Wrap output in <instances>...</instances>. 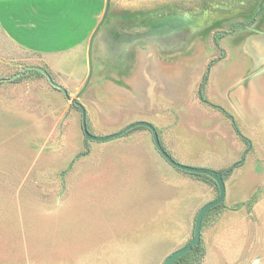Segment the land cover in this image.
I'll list each match as a JSON object with an SVG mask.
<instances>
[{"label": "rangeland", "instance_id": "1", "mask_svg": "<svg viewBox=\"0 0 264 264\" xmlns=\"http://www.w3.org/2000/svg\"><path fill=\"white\" fill-rule=\"evenodd\" d=\"M119 1L135 9L120 11L124 25L111 42L124 49L117 72H104L98 40L87 83L88 72L67 90L84 106L87 129L105 135L146 120L175 160L223 172L225 197L203 216L199 247L174 264H264V110L236 102L227 110L205 91L228 56L230 67L252 69L264 99V70L256 73L264 51L227 55L220 44L253 32L243 24L258 0ZM138 52L157 79L143 71L133 88ZM38 60L0 28V78ZM80 118L36 70L0 81V264H161L192 237L197 210L218 194L215 181L171 166L145 127L96 142L84 139Z\"/></svg>", "mask_w": 264, "mask_h": 264}, {"label": "crops", "instance_id": "2", "mask_svg": "<svg viewBox=\"0 0 264 264\" xmlns=\"http://www.w3.org/2000/svg\"><path fill=\"white\" fill-rule=\"evenodd\" d=\"M104 7L105 0H0V28L10 40L35 54L39 59L37 64H47L49 72L60 74L58 82L71 91L78 88L88 72L87 43ZM134 9V4L110 0L108 14L93 38L92 50L96 41L102 42V65L106 66L104 72L107 74L117 72L111 66L121 63L124 50L122 48L120 52L111 46L124 25L120 11ZM245 42L237 35L220 40V44L227 48V55L248 49L251 52L264 51L262 37L252 36L249 44ZM138 55L139 62L132 77L133 88L141 85L143 71L150 78L157 79V71L147 64L148 55L139 52ZM142 57H145L143 63ZM227 57L216 63L209 72L205 87L208 96L217 104H227L228 107L224 106L227 110L235 111L234 102L237 105H260L264 110V99L256 97L253 78L249 80L254 76L248 73L252 69L245 64L230 67L226 62ZM64 75L66 79H63ZM160 79L165 85L168 84L166 78ZM205 190V184L200 182V193Z\"/></svg>", "mask_w": 264, "mask_h": 264}, {"label": "water", "instance_id": "3", "mask_svg": "<svg viewBox=\"0 0 264 264\" xmlns=\"http://www.w3.org/2000/svg\"><path fill=\"white\" fill-rule=\"evenodd\" d=\"M109 5H110V0H105V7L103 10L102 16H101L100 20L98 21V23L96 24V26L94 27L93 32L90 35L88 43H87L88 75H87L85 84L87 83V81L91 75V72H92L93 38L96 35V33L99 30L102 22L104 21V19L106 18L107 14H108ZM25 69H33V70L40 72L46 78L47 82L50 85L59 89L66 99L70 100L71 103H73L74 105H76L79 108L80 117H81L80 118L81 131H82L84 139L92 140V141H96V142H102V141H107V140H111V139L120 137V136L124 135L126 132H128L129 130L134 129L136 127H145L150 131L153 146L155 147L157 152L162 156V158L164 160H166L171 166H173L176 169L186 171L189 173L207 175L215 181V183L217 185V189H218V194L214 199L204 203L197 210L196 215H195V219H194L192 237L184 245H182L181 247H179V248L173 250L171 253H169L163 259L161 264H173L174 261H176L178 258L182 257L184 254L189 252L193 247L198 245L200 242V228H201V222H202L203 216L211 208L220 204L225 197V183L223 180V172L221 170H216L213 168L188 165V164H184V163H181V162L175 160L162 146L158 132H157V129L155 128V126L146 120H136V121L130 122V123L126 124L125 126H123L121 129H119L118 131L112 132L109 134H105V135H94V134H92L87 129L86 110H85L84 106L76 98H71L70 95L68 94L67 89L62 84L55 81L52 78L49 71L41 65H37V64L25 65L22 67V69L20 71L14 73L12 76H9L7 78H0V81L11 80V79L19 76L21 74V71L25 70ZM263 70H264V67L262 69H260L259 71H257L256 73L257 74L261 73ZM249 146H250V144H249Z\"/></svg>", "mask_w": 264, "mask_h": 264}, {"label": "flooded vegetation", "instance_id": "4", "mask_svg": "<svg viewBox=\"0 0 264 264\" xmlns=\"http://www.w3.org/2000/svg\"><path fill=\"white\" fill-rule=\"evenodd\" d=\"M246 12H248V10H245V11L243 10V14H245ZM248 15H250L248 18V21H247L249 24L245 23L243 25H244V28H246V27L252 28V30H250V31H253V32H249L247 34H240V35L237 34V36H240V37L244 36L245 37V35H246L249 38H252V36H258V37L264 38V0H258L255 7L253 9L252 8L249 9ZM238 23L242 24V22H238ZM257 23L258 24L260 23L259 28H257V26H256ZM216 34H219V33H216ZM232 35H235V34L233 33V34H231V36ZM216 36H218V35H216ZM226 36H229V35H226ZM226 36L223 35V37H226Z\"/></svg>", "mask_w": 264, "mask_h": 264}, {"label": "trees", "instance_id": "5", "mask_svg": "<svg viewBox=\"0 0 264 264\" xmlns=\"http://www.w3.org/2000/svg\"><path fill=\"white\" fill-rule=\"evenodd\" d=\"M202 86H203V82H202V84H201V86H200V89H199V91H200V98L203 100L204 97H203V95H202ZM233 126L236 128L235 125H233ZM240 163H241L240 160H239V161H236V162H234L233 164H231V166H230L228 169L223 170V171H227V170L230 171L233 167L237 166V165L240 164ZM193 174H195V173H193ZM195 175H197V176H203V177L206 178V176H205L204 174H195ZM199 243H200V242H199ZM198 247H199V244L196 245L195 247H193L189 252H187L186 254H184L182 257H180V258H178L176 261H174V263H177V262H179V261L185 259V258L187 257V255H188L191 251L197 249ZM174 263H173V264H174Z\"/></svg>", "mask_w": 264, "mask_h": 264}]
</instances>
